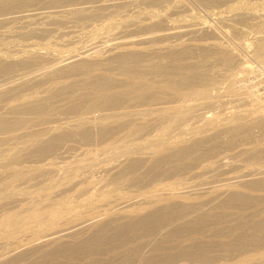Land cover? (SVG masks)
<instances>
[{"label":"bare ground","instance_id":"bare-ground-1","mask_svg":"<svg viewBox=\"0 0 264 264\" xmlns=\"http://www.w3.org/2000/svg\"><path fill=\"white\" fill-rule=\"evenodd\" d=\"M45 1L46 0H0V75L2 74V76H4L5 74L14 73V72H16L15 70H17V69L22 71L23 69L29 68L32 70L31 66L34 63H36L37 61L38 62H40V61L46 62L45 66H43L42 68H40L41 66L39 67V69L36 67L38 70L34 69V71L33 70L30 71L29 69H27V71L29 70L28 72L27 71H25V73L21 72L22 74L16 73L17 75L13 74V76L16 75L14 78H10L13 76L9 77L12 80H10L9 82L6 81L5 82L6 84H0V104L2 103L1 102L2 100H5L4 102H7V101H10L11 98L14 96L19 97V95H17V94H19V92H21V91L23 94L25 91L27 92L28 90H30V88H32L34 86L36 87L37 85H42L43 83H46V85H47V81L51 80L53 82L52 79H54V82H55L56 81L55 79L62 78L64 80H66L69 77H71V78L75 77V75H76V77H77V75H79V76L83 75L85 77H83V79L81 78L82 79L81 83H79L80 81L78 82V84H80L82 86H78V84L76 83L77 88L76 87L73 88L74 86L72 87L73 81H72V83H70L71 81L70 82L62 81L61 83H57L56 85H54L52 87L49 86L50 88L43 86V85H45V84H43L42 85L43 87L41 86V88H44V87H46V88L43 89L41 91V93L39 91H37V92H39L40 95L35 96L37 94V92L35 91L36 92L34 95L35 97L33 96L32 98L22 99L21 101L16 100L17 102H14L11 104L7 103L8 105H4L3 107H0V145H1L0 147H2L4 144H7V146H8V143L14 142V141L19 140V139L23 140L22 138L28 139L26 141L23 140V142L21 143L20 146H12L10 144V146H12V147L9 146V147L0 149V171H1V169L2 170L4 169V171L7 170L6 172L8 173V174H6V176L3 173L4 177L2 176V173L0 174V210H1V208L4 207L5 210L4 209H2V210L7 211L6 208L8 209L11 207L5 208V206H7V205L10 206V204H13V203L16 204L17 196L23 194L24 192H26V193L29 192V189H32L34 187L35 188L36 187L38 188V186L41 187L40 189H36V192H34L35 196H33V194H32L33 198H31V197H30V199L28 198L29 200L26 203H24V205L22 204L23 206L21 205L22 207L18 211H15V212H8L7 211L4 213H1L2 210L0 211V239H4L3 242H0V249L3 250L2 248L7 247L6 250L4 249L5 250L4 254L2 253V255L0 256V264H6V263L10 264L11 261L15 262L16 260H18V258L20 259V257L23 254H25V256L34 255V260H37L36 255H35L37 252H38V254L40 253L39 257L38 256L37 257L46 263L56 260L55 259L56 257H59V258L62 257L65 259V257L68 256V258L70 257L72 259L74 256L77 257V255H80L79 259L80 258L85 259V256H87V255L89 256V253L91 251V246H95L93 244L96 240V235L98 234V235H101V237L102 236L104 237L105 235H107V232H109L111 229H112V231L116 230L118 228V225H119V224L117 225V222H122L123 223L122 225H125V227L127 228V229H125V227H124L125 230L122 229L123 227L120 224L121 229L124 231L123 232L121 229H119V231L121 230V233L123 232L124 234H126V230H127V233L137 232L140 235L139 238L140 237H147V236L150 237V236H152L153 232H154V234H155V232L158 235L160 234L164 238L165 237L167 238V237L180 236V232H182V230H180L179 226H182L181 227L182 229L184 228V229L192 231L194 234H196V232L200 233L201 235H199V237L192 238V240L190 238L189 240H191V242H189V243H186V242L184 243L181 240V242L184 243L183 245L176 246V244H175V246H173V247L170 245L171 251H168V252H178V253L179 252H184V253L190 252L187 254H188V257L191 256V254H193V257L191 256L192 260H193L195 255L196 256L198 255L199 257H201L203 259V260L201 258L199 259V260L203 261V262L200 261V264H201V262L204 264V261L206 259L204 254H206V252L210 251L209 250L210 246H212L213 244L214 245L216 244L214 241L215 239L213 240L214 242L212 241L213 242L212 243L211 241L209 242L210 238L207 240L204 237H213V236H216V237L223 236V238L225 236L226 237L227 236L233 237L232 239H235L236 242H234V240H233V242L226 244L228 246L230 245L229 246L230 248H225L224 249L225 251L236 252V253L237 252H240V253L245 252L246 253L249 251L250 246L251 247L253 246V248H257V249H259V248L264 249V206L258 205V206H261L260 210L258 208L257 211L254 210V212L249 213L244 217L239 216V215L234 216L233 214L225 213V211H227L228 209H230V210H235L237 208L240 209L239 207L241 206V204H244V203L250 201V199H252V195L249 193H248L249 194L248 195L245 192L246 191L247 192L254 191V187L256 186V184L257 185H259V184L257 183V180L256 181L253 180L254 178L252 179V181L250 180L251 182L250 181L248 182V180L247 181L244 180V178L246 176H251V178H252L253 175H255L257 173L252 174L253 172L252 173L251 172H245L246 174H244L245 176L242 180L241 176H243V174L241 176L240 175L237 176V174L234 175V173H236L234 171H233L234 172L233 174H230L228 167L230 165H232L233 163H231L230 161L229 162L231 164L227 163V161L222 162L220 159L216 164H206L205 166H202L199 169L194 168V169H196V170H194L191 167V163L189 164L188 162H186L188 159L185 160V158L187 156H190L192 154V151H194L193 153L196 154L195 156L198 157L199 152L197 151V149L200 150V147H198V146L199 145L202 146L201 145L202 142L204 143V141H205L203 139V136L201 138L200 137L191 138V140L190 139L184 140V141H181L178 143L172 142V140H170V137H169L172 134L171 129H173V128L178 129L179 135H181V134L183 135L187 132V130L189 128H187V126H185V123H188V122H185V121H188L187 118L192 114V111H194V110H192L193 106L191 107V105L186 106V107H182L181 105L171 106V99L174 96H181V97L185 96V98H186L189 91L191 89L196 88V87H199V88H197V91L200 92L203 97L201 96V94H200V96L202 98H205L204 96L206 95L205 94L206 93V87L211 85V82L208 83L209 82L208 80H206V81H208L207 83L209 85H206V83H205L206 81L204 82L200 77L198 78L197 74H196V76H197L196 77L194 74L197 71L196 72L194 71L195 73L191 72L194 70L193 69L194 67L189 68L190 66L187 63L185 64L184 61H183L184 64L187 66L184 67L183 66L184 64L182 63L183 67H181V66H179L180 64L178 63V61L180 60V62H181V59H183L185 55H186L185 57L188 58L190 55L193 54V52H195L193 50H197V52H198V50L203 52V50L206 51V49L208 51V49L211 50L212 48H213L212 50H215L216 48L214 49V47H216V44H214V43L195 44L191 41V39H190L191 36L188 37L189 42L192 43L190 45H186V44L181 45L180 42L183 43L182 42L183 40L176 43V44L175 43L174 44L168 43L162 39L168 38V39L172 40V38H173L176 41L177 38H175V37L176 36L179 37V35H176L178 29H176V31H173L175 28L174 29L170 28V27H172L173 24L172 25L168 24V25H170V27L167 26V29H165L166 26L164 25L165 24L164 23L162 26L165 27L164 28L165 30L163 29V31H165V32L163 33V31L161 30L163 27L161 26L160 30L162 32L160 33V35H159V33H157L158 35H155V34L153 35V33H152V35L154 37H151L152 35H150V37H149V35H148V37H146V36H145V38L144 37H141V38L138 37L139 39L135 38V40L131 41L132 39L131 40L127 39V36L129 35V33L132 32L131 30H130L131 32L127 29L125 31L119 30V31H115L116 33H114L113 35L110 33L111 36L108 35L109 38L108 37H104V38L99 37L95 41L93 40V42L90 45H88L85 48H81V51L79 53L75 50V52H77V54H76V53H73L72 48L74 49V47H75L74 44H76L78 42V40L80 42V39H83V38L78 39V37H80L78 35H80V34H78L77 35L78 37H77L74 34H72L71 31H64V29L62 31L54 29L52 26H54V24H56V22H59L60 19L56 18V16H52V15H54V12L51 9L50 10L52 13H48V15H47V13L43 12V10L46 9L45 7H42V6H45L44 5ZM60 1H62V0H52L53 4L54 3L58 4V3H60ZM63 1H66V0H63ZM137 1L139 2L140 0H137ZM142 1H144V0H141V3H138V2H135V3L142 5ZM157 1L159 4L163 1L165 2V0H162V1L157 0ZM112 2H114V1H112ZM153 2H156V0ZM166 2H167V0H166ZM147 3L149 4L148 1H147ZM158 3L156 2L155 6L159 5ZM61 4H63V3H61ZM108 7H109V5H107V8ZM160 7H161V5H160ZM95 8L98 10L97 12L95 11L98 14L99 9L103 10L105 8V5L102 4V5H99V7L95 6ZM175 8H177V7H175ZM46 10H48V9H46ZM71 10H72V13H74L73 9H71ZM77 11H79V10H77ZM236 11H237V9H236ZM62 12H61V14H62ZM65 12L70 13L69 10H67ZM65 12H63L64 15H65ZM72 13H70V14H72ZM139 13H140V11H139ZM255 13L253 15H251V18H250V16H246V17L250 18V19H260L263 15V14H259V13L255 14ZM55 14H56V12H55ZM57 14L59 15V13H57ZM89 14L91 15L92 13H89ZM93 14H95L94 10H93ZM154 14L156 15V13H154ZM164 14H166V13H164ZM90 15H88V16H90ZM111 15L112 14H110V15L108 14L109 17ZM68 16L69 15H65V18ZM171 16H173V15H171ZM73 17H75V18H73ZM119 17H121V16H119ZM148 17L149 16H147V19H145V21H147L149 19ZM246 17L244 16L243 19ZM72 18H73V20L78 19V18H76V16H72ZM156 18H158V17H156ZM159 18H160V16H159ZM168 18H170V17H168ZM241 18L242 17L239 16V14H232V15H229L228 17H226V15H225V17L221 16L220 20L222 21V23H224V22L227 23V21L228 22H230V21L235 22L236 19H241ZM68 19H69V17H68ZM104 19H105V17H104ZM140 19L142 21V18H140ZM152 19H153V17H152ZM250 19H247V20H250ZM17 20L21 21L20 22L21 26H19V27L17 26L18 28L8 26V24L10 25V23L17 22ZM168 20H170V19H167V21ZM75 21H77V20H75ZM143 21H144V19H143ZM218 21H219V19H218ZM238 21H241V20H238ZM131 22H134V21L131 20ZM149 22H150V20H149ZM149 22H147V23H149ZM162 22L160 24H162ZM63 23L61 22V24H63ZM134 23H136V22H134ZM134 23L129 24V25H134ZM150 23H152V22H150ZM154 23H152L151 25H153ZM231 23H233V22H231ZM17 24H19V23H17ZM144 24H146V23H144ZM12 25L13 24H11V26ZM56 25H58V24H56ZM73 25H75V24H73ZM154 25L151 27L148 24V26H150L151 28H153ZM157 25H158V23H157ZM188 25H191V24H188ZM60 26H62V25H60ZM85 26H87V25H85ZM103 26H105V25H103ZM134 26H136V25H134ZM183 26H184L183 28L185 29L186 26L185 25H183ZM232 26H231V28H232ZM77 27L79 29V25ZM138 27H140V26H138ZM144 27H147V24ZM84 28L85 27H83V29ZM126 28H127V26H126ZM132 28H135V27L132 26ZM186 28L187 29L185 31L183 30L186 33L182 32V31L179 32V34L181 36H183V38H185V40L187 39L186 38L187 35L197 34L196 32L203 29V26H202V24L196 23V25L194 24V26L193 25L187 26ZM85 29H87V28H85ZM181 29L182 28H180V30ZM206 29H208V27ZM152 30H151V32H152ZM136 31H137V29H136ZM181 32L184 34H187V35H184V34L182 35ZM202 32H206V33L209 32V34L211 33L212 36L211 35L210 36L212 38L214 36L217 37L216 36L217 31L214 32L213 29L212 30L210 29V31L209 30H207V31L202 30ZM86 33L90 34V32H86ZM94 33H95V31H94ZM94 33L91 35L93 36ZM103 33H104V31H103ZM154 33H156V32H154ZM146 34H144V35H146ZM46 35H49L48 36L49 38L48 39L45 38V39H47L45 41L43 38L46 37ZM174 35H175V37H174ZM184 36H186V37H184ZM194 37H196V36H194ZM198 37H200V36L198 35ZM215 37H214L213 41H215V40H217V38H219V37H217V38H215ZM24 38L25 39L35 38V39H38V42H39V40L43 39L45 42L43 41L44 43L37 44V42H36L37 40L33 41V39L31 41L30 40H27V41L24 40L25 42H21V41L17 40V39L22 40ZM40 38H42V39H40ZM128 38H130V37H128ZM207 38H210L209 35ZM207 38L205 37V39H207ZM153 39H156V40L159 39L160 41L162 40L166 43L162 44V41L160 43V41L157 42L156 40H154V41L157 43H154ZM181 39H182V37H181ZM192 40L195 41L196 39L195 40L192 39ZM255 40L257 42V47H256L257 53L259 55H262L261 64L259 67V69H260L259 74H260V78L264 81V36L257 37ZM150 42H153L154 44L153 45L147 44ZM189 42H187V40H186L187 44ZM198 42H199V40H198ZM142 43H143V45L146 43L149 46L144 45L145 46L144 47V46L139 45ZM82 46H84V45H82ZM77 47L75 49H78ZM43 50L44 51H52V52H55V54L50 57L49 54H47L49 52L45 53ZM190 50H192V54L190 53V55H189L188 52ZM182 52L184 53V56H183ZM185 52L189 56H187V54H185ZM180 54L182 55L181 59H180V57H181ZM35 66H37V65L35 64ZM191 66H193V64ZM201 69H203V68H201ZM12 71H14V72H12ZM201 73H203V72H201ZM216 73H214V74H216ZM221 74L223 75V73H221ZM9 75H11V74H9ZM217 76H218V74H217ZM203 77H204V75H203ZM2 79H4V77H2ZM2 79H0V80H2ZM6 79H7V77H6ZM62 79H60V80H62ZM77 79L80 80L79 78H77ZM78 80H76V81H78ZM212 80H213V78H212ZM4 81L5 80H3L1 82L4 83ZM213 82H214V80H213ZM193 83L194 84L197 83L198 86L193 85ZM215 83H216V81H215ZM74 84L75 83H73V85ZM83 84L85 86L88 85V87L91 89V91L93 93H89V95H87V97H89L91 95L88 98L87 102H85L84 96H81V97H83V99H84L83 103H85V104L81 103L82 105H80L78 109H76L78 106L75 105L76 107H74V105H73L75 110L79 113L77 115V113L74 110V112L77 116V117L75 116L76 119H74V120L71 119L73 121V122L71 121V123H66V124L64 123V124L59 125V123L61 122L60 121L59 123L56 124V122L53 119L56 118L55 120H57V117L52 118V115L54 116L55 114L51 115L50 113H48V110H49L48 109L49 108L48 102L51 100L52 97L54 100L55 96L63 97L65 99V100H63V102L67 101L66 98H68L69 102H72L77 97L76 102H78L79 98L80 99H82V98L79 96H76L75 98H73L79 92H77L78 91L77 90L76 91L77 93L76 92L74 93L72 89L76 90V89H78V87L82 88L84 86ZM49 85H51V84H49ZM26 88H28V90H25ZM83 88H85V87H83ZM38 90H40V88ZM83 90H85V89H83ZM86 90H88V88H86ZM82 91H80V92H82ZM85 92H87V91H85ZM80 94L83 95V93H80ZM86 94H88V93H86ZM86 94H84V95H86ZM25 96H27V95H25ZM181 97H180V99H181ZM209 97H211V96H209ZM8 98H10V100ZM15 99H17V98H15ZM207 99H208V97H207ZM55 100H56L55 102L57 103L58 99H55ZM13 101H14V98H13ZM80 101L81 100H79V103H80ZM69 102L65 103L66 105L65 104L64 105L66 107H69L70 106V105L68 106ZM73 102H74V104H77V103H75V101H73ZM79 103H78V105H79ZM2 104H4V103H2ZM50 104H51V101H50ZM52 104L55 105V103L53 101H52ZM174 104H175V102H174ZM176 104H178V103H176ZM208 104H209V102H208ZM56 105L58 106V104H56ZM62 105H63V103H62ZM71 106H72V104H71ZM71 106H70V108H66V110L68 111L71 108L73 109V107H71ZM61 108H63V107H61ZM61 108H59V109L61 110ZM56 109H58V107ZM56 109H54V110L50 109V111L52 113L55 111V113H56ZM95 111L97 112V115L94 116V115H92L93 114L92 112H95ZM71 112H73V111H71ZM47 113L50 114L51 116L49 117L47 115ZM64 113H66V112H64ZM194 117H195V114L193 115L192 118H194ZM197 117L198 116H196V118ZM64 118H65V116H64ZM255 119H257V118H255ZM255 119H253V120H255ZM165 120H167V123L163 122V123H165L164 126L162 127L163 129H161L159 127L161 129L160 133L156 134L155 136H153L151 138L144 140V142H142L143 139H142V141L139 139L141 137V134H142V133L140 134V132L144 131L146 129V127L148 125H150L152 122H155V121L160 122V121H165ZM46 121L49 122L46 127L42 128V126H43L42 125L41 128H37V129H36V127L33 128L35 125L39 124L40 122L44 123ZM65 121H66V119H65ZM195 121H198V120H195ZM47 122L45 124H47ZM50 123H52V124H50ZM132 123L134 124V126L132 125ZM163 123H160V124H163ZM197 123H199V122H197ZM194 124L195 123H192V121H191V123L188 126L190 127ZM131 125L133 127H130ZM151 125H153V124H151ZM153 126H155V124ZM206 126H207V123H206ZM37 127H38V125H37ZM236 127H237V125H236ZM121 128L122 129L123 128L129 129L128 132L126 133V135L129 134L132 137H133V135L135 136L139 133V136H138L139 138L137 136H135V139L132 138V141H134L138 138L139 142L132 143V141H131L132 146H133L131 148H128L125 145L126 139L122 145H119V146L116 145V142L119 139L117 141L115 140L116 142L114 141L115 142V144H114L112 141V140H114V138L112 139L111 136L114 137L116 135L115 138H117L116 133L118 132V130H121ZM233 128L236 129L235 126ZM233 128H231V129H233ZM176 129H175V131H176ZM150 130H152V129H150ZM150 132H149V134H150ZM168 133L169 134L171 133V134L169 135ZM222 133H223V131H222ZM92 134H95L96 137L98 136L99 139L104 138V137H110L112 139L111 140L112 142L111 141L109 142V144L111 143V145H110L111 149H109V151H107V148H109V147H105V148H102L100 151L104 153V157H105V152H108V156L110 155L109 158H112L113 160L115 159L114 162L110 163V164L109 163L106 164L105 162L102 161L103 163H105V165L101 166L98 169V171H96V173L98 172L97 174H99V175H98V177H95V179H92V176H91L92 172H91V175L87 174V175H90V177H91L90 179L88 178V176H85L87 173V171L85 169V171H86L84 173L85 175L84 174L81 175L82 173L81 174L79 173L80 175L75 174L73 177H72V175H70L71 177L70 176L69 177H65V176L63 177L62 176L58 179L56 178V180H51V178H49L48 182H46L45 180L49 176L53 175L52 172L54 173L56 171L55 170L56 168L53 169V171H52L50 169V166H52L53 164L56 165V163H58L60 165L62 164V166H63V164L68 166L69 163L71 165V161L70 162H68L69 160L66 161L67 157L64 156L65 152L60 151L57 148L56 144L58 142L62 143L63 140H65L64 143L66 144V140H68L67 138H71V137H73V139H75V140H78V138L76 139V137H79L81 140H86L88 142V141H90V138L92 139L95 137L94 135H93L94 137H90V136H92ZM119 134H121V133H119ZM129 135H128V137H130ZM74 136H76V137L74 138ZM211 136H209V137H211ZM142 137H143V135H142ZM80 139L77 141L78 143L80 142ZM214 139H215V137H214ZM71 141L74 142L73 140H71ZM86 141H85V143H86ZM70 142H68V143H70ZM77 142H75V144ZM105 142H107V141H105ZM119 142H120V140H119ZM121 142H123V140ZM16 143H18V142H15V145H16ZM126 143L130 144V142L128 140ZM190 143H192V144H190ZM220 143H221V141H220ZM113 144L116 145V147L114 149H112L113 147H111ZM117 144H119V143L117 142ZM144 145H147L149 147L146 150L147 152L146 151L142 152L143 150L141 151V149L145 148ZM59 146H61V145H59ZM69 146H71V145H69ZM73 147L71 146V148H69L67 150H70V149L73 150ZM194 147L196 148V151L198 152V154H197V152L195 153V150H193ZM90 148H91V146H90ZM76 149H78V148H76ZM96 150H98V149H96ZM64 151H66V149H64ZM76 151H78V150H76ZM100 151H99V153H100ZM137 151H141L142 153H137L138 155H136V153H134V152H137ZM204 151H206V150H204ZM211 151H209V152L211 153ZM78 152L77 153L75 152L74 154H77V155L83 154L81 152L80 153H78ZM88 152H90V151H88ZM94 152H96V151H94ZM86 153H84L85 156H86ZM201 153H202V151H201ZM260 153L261 152L259 151V154ZM67 154H68V152H67ZM74 154H72V158H73ZM133 154H135V155H133ZM206 154L207 153L203 154V156ZM254 154L256 155V152ZM254 154H253V156H254ZM53 155L55 156V157H53L54 159L53 158H52L53 160L49 159ZM78 156L80 157V155H78ZM32 157H37V158L41 157L42 159L43 158L47 159L49 157L48 158L49 160L48 161L45 160L46 161L45 164H43L42 163L43 161H42L41 163L43 165H38V164H41L40 162H37L35 165H32V163L36 162V161H32V160H31L32 163L30 162L31 165L26 164L28 162L27 160L30 161V158L32 159ZM68 157H71V156L68 155ZM97 157H99V156H97ZM246 157H248V156H246ZM256 157H254V158H256ZM259 157H257V158H259ZM37 158H34V159L36 160ZM95 158H96V156H95ZM109 158H107V159H109ZM209 158H210V156H209ZM249 158H252V155ZM194 159H193L192 163L194 162ZM262 159H264V158H262ZM101 160H102V157H101ZM183 160H185V161H183ZM190 160H192V158ZM190 160H188V161H190ZM39 161H41V159ZM72 161H74V160L72 159ZM108 161H110V160H108ZM182 161L186 162V164H183ZM77 163H79V161ZM93 163L94 162L92 161V164ZM187 163L189 164L188 167H187ZM251 163H252V161H251ZM23 164H26V165H23ZM58 164H57V166H58ZM98 164H99V162H98ZM98 164H95V165H98ZM95 165L93 166L94 168H95ZM16 167H19V168H16ZM71 167H73V166H70L69 168L71 169ZM74 167H76V166H74ZM232 167H235V166L232 165ZM186 168H187V170L189 168L193 169V171L191 172L192 180H189L190 182H188V179L186 180L185 178L183 180L184 182L176 181V180L164 182L161 179L163 177L167 178V177H170L172 175L175 177L174 174H180V176L178 175V177L179 178L181 177V179H182L183 176H181V174H182L181 172L185 171ZM231 168H229V169L231 170ZM58 169H60V168H58ZM74 169L77 170L76 168H74ZM93 169H91V170H93ZM95 169H97V168H95ZM226 169H227V171H226ZM233 170H234V168H233ZM62 171H63V168H62ZM178 172H180V173H178ZM228 172H229V174H228ZM50 173H51V175H50ZM88 173H90V172H88ZM211 173H213V175ZM260 173H263V172L262 171L258 172V174H260ZM187 174H185V176ZM208 174H210V175H208ZM57 175H58V173H57ZM182 175H184V174H182ZM43 176H46L44 181L42 178ZM60 176H61V173H60ZM55 177L53 176L52 179ZM158 177L159 178L161 177L160 179L163 182L162 181H159V182H162V183H158V182L154 181V180H157ZM179 178L177 180H179ZM188 178H191V176L190 177L188 176ZM150 180L154 181L153 183H155V182L156 183L155 184L151 183L153 185H151L149 187L145 185L148 188L145 187L144 189H142L141 186L142 185L144 186V184H146L145 182L149 183ZM185 181H187V182H185ZM214 182H217V185H222V186H218V187L216 186L215 187ZM147 185H150V184H147ZM131 187H135L136 189L135 190L130 189L131 190L130 193L122 192V190H125V189L128 190ZM138 187H141V188H138ZM51 188H53V189L55 188V190L51 191ZM262 190H264V189H262ZM44 191H46V192H44ZM31 192H33V191H31ZM20 197H18V198H20ZM24 197H25V195L22 198L24 199ZM249 197H251V198H249ZM254 197H255V199H260V200L262 199V201L264 199L263 196H261L260 198H256L259 196H254ZM22 198H20V199L25 202V199L23 200ZM20 199H19V201H20ZM254 200H251V201H254ZM262 201H260L259 203L264 204V201H263V203H262ZM257 202H256V204H257ZM16 205L19 206V204H16ZM246 207L247 206H245V208ZM254 207L256 209V206H254ZM16 209H18V208H16ZM115 210H118V211L121 210V212L114 213ZM225 216H228L231 218L236 217L233 226H231V227L228 226V228L227 227L226 228L219 227L221 225L220 221ZM176 221L177 222L179 221V224L173 225V223ZM227 221H229V220L227 219ZM221 222H223V221H221ZM247 222H249L248 225H246ZM115 225H117V226H115ZM158 225H160V228L162 227L164 229L161 228V231H159L158 229H160V228L157 227ZM170 225L172 226L171 228H170ZM206 225H207V227H206ZM225 225H226V223H225ZM120 226H119V228H120ZM164 226H169V227L165 228ZM115 227H116V229H115ZM236 229H238V231H235ZM83 230H88V232L85 231L86 233H82V235L83 234H85V235L89 234L88 237L86 236L87 242H83L84 241V238H83V241H82V239H80L81 241H78L79 244H77V242H76V243L72 244L73 246L71 245L72 247H70V248H69V246H70L69 244L67 247H65L66 242H63V241H65L66 238H68L72 235L74 237V235H77L76 234L77 232H78V235H80V233ZM154 230H156V231H154ZM102 231H106L105 235H102L104 232L102 234H99ZM116 231L114 234H111L113 236H109L112 239V240L110 239L111 241L117 240V239H115V237H117V235H123V239H125L124 234H120L119 231H118V233H116ZM190 231H188V232H190ZM186 233H185V235L188 234V233L187 234ZM198 233H197V235H198ZM20 234L22 236L27 235V236H29L30 239H29L27 244L22 245V247H18L19 248L18 249V248H15L16 246L13 247V245H15L16 240L19 239L16 236H18ZM98 235H97V238L99 237ZM108 235H110V233ZM133 235H134V238L137 239V237L135 236V233ZM27 236L25 238H27ZM73 237H71V238H73ZM80 237H82V236H80ZM109 237H108V239H109ZM120 237L121 236H119L118 238L121 239ZM149 237L147 239H149ZM74 238H76V237H74ZM74 238H73V240L75 242ZM89 238H90V240H89L90 242L88 241ZM126 238H128V236ZM152 238H153V236H152ZM20 239H21V237H20ZM22 239H24V238H22ZM123 239H121V240H123ZM69 240H70V242H72L71 239H69ZM69 240H67V241H69ZM229 240H228V242H229ZM97 241H101V240L97 239L96 242ZM131 241H133V240H131ZM135 241H133V242H135ZM156 241L157 240H154L151 238H150V240L142 241L137 246L138 249H135V250H139L140 252H146V253L147 252H154V254H155V252H161L168 247L167 244L165 245L166 248L163 247V245H162L163 240L162 241L160 240V242H159L160 244H158ZM222 241H224V240H222ZM239 241H240V243H239ZM245 241H248L249 243L250 242L251 243L248 244ZM102 242H103L102 247H105L104 246L105 241H102ZM161 242H162V244H161ZM216 242H217V240H216ZM243 242H245L247 244H245ZM21 243H22V241H21ZM100 243L101 242L98 243V246ZM109 243H110V241L108 242V244ZM124 243H125V241L122 244H124ZM164 243H166V242L164 241ZM234 243H238L239 245L241 243H243V245L242 246L240 245L241 247H239L238 245H236ZM117 244H119V243H117ZM231 244H234V245L231 246ZM55 245H56V247H55ZM226 245H223V246L225 247ZM244 245L249 246L248 249H247V247L246 248L243 247ZM52 246H54V248L51 249ZM109 246L111 247L113 245L109 244ZM116 246L117 245L115 244V248H116ZM110 247H108V248H110ZM113 247H111L110 249H108L106 247L105 248L108 250H111V249H113ZM137 247H135V248H137ZM219 247L222 248L221 246H219ZM98 248L96 247V249L95 248L94 249L97 250ZM47 249H51V250L48 251ZM213 249H214V246H213ZM99 250H101V249L99 248ZM105 251H103V252H105ZM130 251L131 250H129V252ZM214 251H215V249H214ZM225 251H223V252H225ZM84 252H86V253L89 252V253H87V255H86V253L82 254ZM108 252H110V251H108ZM201 252H203V253L201 254ZM212 252H213V250H212ZM230 252H228V253H230ZM250 252H252V251H250ZM260 252L261 253H259L257 255V259H259L260 262L262 263V262H264V250L260 251ZM95 253H96V251H94V255H95ZM81 254L84 255V257ZM92 254H93V251H92ZM121 254H123V253L121 252ZM176 254H174V255H176ZM181 254H183V253H181ZM127 255H128V253H127ZM129 255H130V253H129ZM129 255H128V257H129ZM230 255H231V253H230ZM90 256H92V255H90ZM115 256L119 260L118 256L117 255H115ZM138 256H136V257H138ZM153 256L154 255L152 254V257ZM156 256H155V258H156ZM227 256H229V255L227 254ZM231 256H233V255H231ZM240 256H241V254H240ZM31 257H33V256H31ZM113 257L110 258L111 262H112ZM116 257H114V258L116 259ZM168 257H170V256H168ZM179 257L183 259V256H179ZM185 257L188 258L187 255ZM197 257H196V259H197ZM210 257L213 259V256H210ZM223 257H225V256H222V258ZM93 258H91L92 259L91 261L94 262L93 264H95L97 262H98L97 264H99V261L107 262L105 260H100V259H98L99 261H96L97 259H95V261H94ZM147 258H149V257H147ZM147 258L145 259L146 261H147ZM207 258H209V257H207ZM217 258H218V256H217ZM228 258H230V257H228ZM73 259L75 260V262L81 261L77 258H76L77 259V261H76L75 257ZM115 259H114V261H115ZM117 259H116L114 264H116V262H118ZM177 259H179V258H177ZM221 259H219V260H221ZM20 260H23V258ZM34 260H31V261L28 260V261H30L28 263H32V261L34 262ZM110 260H108L109 264H111ZM122 260H121V262L119 261L121 264L124 262V261L122 262ZM134 260L135 259H133V261ZM142 260H143V258H142ZM152 260H153V258H152ZM152 260H151V262H152ZM209 260H208V263H210ZM91 261H89V259H88V262H91ZM154 261L156 263L157 260L155 259V260H153V262ZM213 261L211 263H213ZM226 261H228V260H226ZM258 261L256 263H258ZM13 262H11V263L13 264ZM62 262H63V259H62ZM62 262L58 261V263H60V264H62ZM67 262H69V261H67ZM88 262H87V264H90ZM149 262L147 264H149ZM157 262H159V261H157ZM205 262H207V261H205ZM244 262L245 261L243 260L240 262V264H243ZM260 262H259V264H260ZM18 263L15 262V264H18ZM35 263H37V261H35ZM35 263H33V264H35ZM52 263L54 264V262H52ZM140 263H142V262H140ZM39 264H41L40 260H39ZM47 264H49V263H47ZM65 264H67L66 261H65ZM68 264H71V263L69 262ZM73 264H75V263L73 262ZM77 264H80V263H77ZM83 264H86V263H83ZM117 264H119V263H117ZM171 264H172V262H171ZM205 264H207V263H205Z\"/></svg>","mask_w":264,"mask_h":264},{"label":"rangeland","instance_id":"rangeland-1","mask_svg":"<svg viewBox=\"0 0 264 264\" xmlns=\"http://www.w3.org/2000/svg\"><path fill=\"white\" fill-rule=\"evenodd\" d=\"M63 1V0H62ZM60 1V3H58V4H53V2H52V0H46L45 1V3H44V5L45 6H42V7H45L46 9H48V10H43V12H45V13H47V15H48V13H52L51 12V10L54 12V15H52V16H56V18H58V19H60L59 20V22H56V24H58V25H56V24H54V26H52L54 29H56V30H63L64 29V31H71L72 32V34H74L75 36H77L78 34H80V35H78V36H80V37H78V39H80V38H83V39H80V42H79V40H78V42L76 43V44H74L75 45V47H74V49L72 48V51H73V53H76L77 54V52L79 53L80 51H81V48H85V47H87L88 45H90L92 42H93V40L95 41L97 38H104V37H108L109 38V36L108 35H110V33L113 35L114 33H116L115 31H119V30H122V31H125L126 29L127 30H131L130 32L131 33H129V35L127 36V39L129 40H131V41H133V40H135V38L137 39L138 37L139 38H141V37H144L145 38V36L146 37H148V35H149V37H150V35H152V33H153V35L155 34V35H158L157 33H159V35H160V33L163 31V29L165 28V27H163L162 25L164 24L165 26H166V28L165 29H167V26L168 27H170V25H168V24H173L172 25V27H170V28H175L173 31H176V29H178V31H177V34L176 35H179V37H175V35H174V37L175 38H177L176 39V41H175V39H173L172 38V40L171 39H162V40H164V41H166V42H168V43H171V44H176V43H178V42H180V41H182L183 43H181L180 42V44L181 45H183V44H186V45H190V44H192L191 42H189V36H191V41L193 42V43H195V44H204V43H214V44H216V47H214V49L215 50H210V49H208V51H207V49H206V51L205 50H203V52L202 51H199L198 50V52H197V50H193V51H195V52H193V54H192V50H190L189 52H188V54L190 55V53L192 54V55H188L186 52H185V54H187V56H189L188 58L187 57H185L184 56V53L182 52V54H183V56H184V60L183 59H181L182 58V55H181V57H180V59H181V62H180V60L178 61V63L180 64L179 66H181V67H185V66H187V65H185L186 63L190 66H188L189 68H193L194 70L193 71H191V72H194L193 74L196 76V74H197V76H198V78L200 77L204 82L206 81V80H208V81H206L205 83H206V85H209L208 83H210L211 82V85H209V86H207L206 87V95L204 96L205 98H202L203 96H202V94L200 93V92H198L197 91V88H199V87H196V88H194V89H191L190 91H189V93H188V95L186 96V98H185V96H174L172 99H171V106H175V105H181L182 107H186V106H190L191 105V107L193 106V109L192 110H194V111H192V114L187 118V120L188 121H185V122H188V123H185V126H187V128H189L188 130H187V132L185 133V134H181V135H179V131H178V129H176V128H173V129H171V135L169 136L170 137V140H172V142H174V143H178V142H181V141H184V140H191V138H196V137H202L203 136V139L205 140H203L204 141V143L202 142V146H198V147H200V150L199 149H197V151L199 152V154H198V152L196 151V148L194 147V149L193 150H195V153L197 152V154H198V157L197 156H195L196 154H194L193 152L194 151H192V154L190 155V156H187L186 158H185V160H190L191 158H192V160H190V161H186V162H188L189 164L191 163V167L194 169V168H200V167H202V166H205L206 164H216L218 161H219V159L223 162V161H227V163H229V164H231V163H233L232 165L233 166H235V167H232V165H230L229 167H228V170H229V172H230V174H233L234 172H236V173H234V175L235 174H237V176H241L242 174H243V176H241V178H242V180H243V178H244V174H246L245 172H253L252 174H255V173H257V174H255V175H253V177L251 178V176H246L245 178H244V180H248V182L251 180L252 181V179L254 180V181H256L257 180V183L259 184V185H257L256 184V186L254 187V191H252V192H245V193H249V194H251L252 195V199H250V201L251 200H254L255 199V197L254 196H259V197H256V198H260L261 196H263V198H264V190H262V189H264V159H262V158H264L263 156H264V81L260 78V69H259V67H260V64H261V59H262V55H259L258 53H257V50H256V47H257V42H256V38L257 37H262V36H264V0H167V2H166V0H165V2L163 1V2H161L160 4L158 3V1L156 0V2L159 4V5H157V6H155V4H156V2H153V1H155V0H147L148 2H149V4L147 3V1L146 0H144V1H142V5L141 4H137V3H135V2H138L137 0L135 1V0H66V1ZM95 1V2H94ZM111 1V2H110ZM112 1H114V2H112ZM128 1V2H127ZM153 3H152V2ZM160 1V0H159ZM162 1V0H161ZM68 2V3H67ZM107 2V3H106ZM124 2V3H123ZM128 4H127V3ZM134 2V3H133ZM61 3H63V4H61ZM67 3V4H66ZM138 3H141V0L138 2ZM145 3V4H144ZM151 3V4H150ZM105 5V8L102 10V9H99V12H98V14L96 13L98 10L95 8V6L96 7H99V5ZM137 4V5H136ZM47 5V6H46ZM49 5V6H48ZM107 5H109V7L107 8ZM111 5V6H110ZM160 5H161V7H160ZM178 5V6H177ZM183 5V6H182ZM87 7V8H86ZM111 7V8H110ZM175 7H177V8H175ZM90 10H89V9ZM108 10H107V9ZM131 8V9H130ZM172 8V9H171ZM179 8V9H178ZM51 9V10H50ZM59 9V10H58ZM63 9V10H62ZM71 9H73V12L74 13H72V10ZM76 9V10H75ZM177 9V10H176ZM186 9V10H185ZM236 9H237V11H236ZM67 10H69V12L70 13H72V14H70V13H68V12H65V11H67ZM77 10H79V11H77ZM93 10H94V13L96 14H93ZM105 10V11H104ZM107 10V11H106ZM131 10V11H130ZM136 10V11H135ZM161 10V11H160ZM168 10V11H167ZM181 12H179V11ZM65 12V15H69L68 17H69V19H68V17H66L65 18V15H64V13L63 12ZM96 11V12H95ZM115 11V12H114ZM135 11V12H134ZM139 11H140V13H139ZM146 11V12H145ZM152 11V12H151ZM159 11V12H158ZM55 12H56V14H55ZM61 12H62V14H61ZM85 12V13H84ZM113 12V13H112ZM122 12V13H121ZM130 12V13H129ZM179 12V13H178ZM236 12V13H235ZM256 12V13H255ZM57 13H59V15L57 14ZM79 13V14H78ZM83 13V14H82ZM89 13H92L91 15L89 14ZM154 13H156V15L154 14ZM164 13H166V14H164ZM176 13V14H175ZM246 13V14H245ZM263 14L262 15V17L260 18V19H250L251 18V15H253V14ZM74 14V15H73ZM76 14V15H75ZM90 15V16H88V15ZM108 14L110 15V14H112L110 17L108 16ZM114 14V15H113ZM125 14V15H124ZM141 14V15H140ZM153 14V15H152ZM173 15V16H171V15ZM228 14V15H227ZM232 14H239V16H241L242 18L241 19H236L235 20V22L234 21H230V22H228L227 21V23L226 22H224V23H222V21L220 20V18H221V16L222 17H225V15H226V17H228L229 15H232ZM245 14V15H244ZM249 14V15H248ZM64 15V16H63ZM80 15V16H79ZM100 15V16H99ZM106 15V16H105ZM149 16L148 18V20L147 21H145V19H147V16ZM166 15V16H165ZM170 15V16H169ZM58 16V17H57ZM72 16H76V18H78V19H74L73 20V18H75V17H73L72 18ZM94 16V17H93ZM116 16V17H115ZM119 16H121V17H119ZM151 16V17H150ZM159 16H160V18H159ZM246 17V16H250V18H247V19H250V20H247L246 18H244L243 19V17ZM71 17V18H70ZM100 17V18H99ZM104 17H105V19H104ZM115 17V18H114ZM130 17V18H129ZM152 17H153V19H152ZM156 17H158V18H156ZM168 17H170V18H168ZM94 18V19H93ZM107 18V19H106ZM140 18H142V21H141V19ZM166 20H164V19ZM65 19V20H64ZM69 21H68V20ZM82 19V20H81ZM96 19V20H95ZM143 19H144V21H143ZM167 19H170V20H168L167 21ZM172 19V20H171ZM182 21H181V20ZM218 19H219V21H218ZM75 20H77V21H75ZM87 22H86V21ZM131 20L132 21H134V22H136V23H134V22H131ZM141 22H140V21ZM149 20H150V22H152V23H154L153 25H154V27L153 28H151L153 25H151L152 23H150L149 22ZM159 20V21H158ZM238 20H241V21H238ZM19 21V22H18ZM68 21V22H67ZM79 21V22H78ZM98 23H97V22ZM138 21V22H137ZM158 21V22H157ZM163 21V22H162ZM176 21V22H175ZM196 21V22H195ZM20 20H17V22H14V23H10V25L8 24V26L9 27H19V26H21V24H20ZM61 22L63 23V24H61ZM75 22V23H74ZM128 24H127V23ZM131 22V23H130ZM147 22H149V23H147ZM162 22V24H160ZM169 22V23H168ZM190 22V23H189ZM193 24H192V23ZM195 22V23H194ZM201 22V23H200ZM231 22H233V23H231ZM239 22V23H238ZM17 23H19V24H17ZM69 23V24H68ZM125 23V24H124ZM132 23H134V25H136L137 27L138 26H140V27H136V26H134V25H129V24H132ZM143 23V24H142ZM144 23H146L147 24V27H144V26H146V24H144ZM157 23H158V25H157ZM196 23L197 24H202V26H203V29H201V30H199L198 32H196L197 34H191V35H187V34H184V33H186V32H184L187 28V26H194V24L196 25ZM11 24H13L12 26H11ZM17 24V25H16ZM73 24H75V25H73ZM148 24L151 26H148ZM188 24H191V25H188ZM232 26V28H231V26ZM15 25V26H14ZM60 25H62V26H60ZM73 25V26H72ZM79 25V29H78V26ZM85 25H87V26H85ZM91 25V26H90ZM97 25V26H96ZM103 25H105V26H103ZM108 25V26H107ZM119 25V26H118ZM123 27H122V26ZM127 26V28H126V26ZM129 25V26H128ZM142 25V26H141ZM183 25H185L186 27H185V29L183 28L184 26ZM7 26V27H8ZM70 26V27H69ZM102 26V27H101ZM132 26L133 27H135V28H132ZM157 28H156V27ZM160 26V27H159ZM161 26L163 27L161 30H160V28H161ZM181 26V27H180ZM17 27V28H18ZM72 27V28H71ZM77 27V28H76ZM83 27H85V28H87V29H83ZM122 27V28H121ZM178 27V28H177ZM182 28L181 30H180V28ZM208 27V29H206V28ZM230 27V28H229ZM98 28V29H97ZM155 28V29H154ZM3 29V28H2ZM75 29V30H74ZM89 29V30H88ZM97 29V30H96ZM133 29V30H132ZM135 29V30H134ZM136 29H137V31H136ZM139 29V30H138ZM142 29V30H141ZM153 29V30H152ZM164 29V30H165ZM210 29L212 30L213 29V31L214 32H216L217 33V37H219V38H217V37H215V38H217V40H215V41H213L214 40V37L212 38L211 36V33L209 34V32L208 33H206V32H202V30L204 31H207V30H209L210 31ZM215 29V30H214ZM233 29V30H232ZM88 30V31H87ZM92 30V31H91ZM109 30V31H108ZM147 30V31H146ZM151 30H152V32H151ZM160 30V31H159ZM184 30V31H183ZM94 31H95V33H94ZM103 31H104V33H103ZM139 31V32H138ZM180 31H182V32H184V33H182V35L184 34V35H187V37L186 36H184V37H186L187 39V42H189L188 44L186 43V40H185V38H183V36H181L180 34H179V32ZM76 32V33H75ZM86 32H90V34L89 33H86ZM92 32V33H91ZM154 32H156V33H154ZM165 31H163V33H164ZM94 33V35L92 36L91 34H93ZM108 33V34H107ZM135 33V34H134ZM147 33V34H146ZM151 33V34H150ZM162 33V34H163ZM207 35H206V34ZM86 34V35H85ZM89 34V35H88ZM107 34V35H106ZM144 34H146V35H143ZM201 34V35H200ZM204 34V35H203ZM219 34V35H218ZM151 36V37H154V36ZM193 35V36H192ZM198 35L200 36V37H198ZM208 35H209V37L210 38H207L208 37ZM211 35V36H210ZM49 35H46V37H44L43 39L46 41L49 37H48ZM84 36V37H83ZM86 36V37H85ZM91 36V37H90ZM98 36V37H97ZM111 36V35H110ZM194 36H196V37H194ZM128 37H130V38H128ZM132 37V38H131ZM181 37H182V39H181ZM193 37V38H192ZM205 37L207 38V39H205ZM45 38H47V39H45ZM87 38V39H86ZM94 38V39H93ZM138 38V39H139ZM179 38V39H178ZM33 39V41H36L37 42V44H42V43H44L45 41L42 39V38H40V39H42V40H39V42H38V39H35V38H32ZM32 39H22V40H20V39H17L18 41H21V42H25V41H27V40H32ZM192 39H196L195 41H193ZM25 40V41H24ZM154 40H156V39H153V41ZM161 40V41H162ZM185 40V41H184ZM198 40H199V42H198ZM204 40V41H203ZM219 40V41H218ZM44 41V42H43ZM157 42L158 41H160L159 39L158 40H156ZM161 41H160V43H161ZM164 41H162V44L163 43H166V42H164ZM157 42H155L154 41V43H157ZM198 42V43H197ZM83 43V44H82ZM153 42H150V43H147V44H149V45H153L154 44ZM146 43L144 44V45H147ZM82 45H84V46H82ZM139 45H141V46H144L143 45V43L142 44H139ZM149 45H147V46H149ZM78 46V47H77ZM140 46V47H141ZM78 48V49H75V48ZM145 47V46H144ZM75 50L77 51V52H75ZM210 50V51H209ZM44 51V50H43ZM205 51V52H204ZM45 53H47V52H49V53H47V54H49V56L51 57V56H53L54 54H55V52H52V51H44ZM52 52V53H51ZM257 53V54H256ZM187 58V59H186ZM193 58V59H192ZM190 59V60H189ZM185 62V64H184V62ZM244 62V63H243ZM184 65H183V64ZM35 64L37 65V66H35ZM43 64V65H42ZM45 64H46V62L45 61H40V62H36V63H34L32 66H31V68H32V70L34 71V69L35 70H38L39 69V67L40 68H42L43 66H45ZM193 64V66H191ZM183 65V66H182ZM202 66V67H201ZM38 69H37V68ZM199 67V68H198ZM196 68V69H195ZM201 68H203V69H201ZM27 69H29V68H26V69H23L22 71L21 70H15L16 72H14V71H12V72H14V73H9V74H11V75H9V74H3L4 76H2V74L0 75V79H2V77H4V79H2V80H0V82L1 81H3V80H5L4 81V83H0V84H6L5 82L7 81V82H9L10 80H12V79H10V78H14L17 74L16 73H18V74H22L21 72H24L25 73V71H27ZM200 71H199V70ZM30 71H32L31 69H29ZM28 70V71H29ZM192 70V69H191ZM19 71V72H18ZM27 71V72H28ZM201 72H203V73H201ZM217 72V73H216ZM214 73H216V74H214ZM221 73H223V75L221 74ZM225 73V74H224ZM13 74H16L15 76H13ZM201 74V75H200ZM217 74H218V76H217ZM200 75V76H199ZM203 75H204V77H203ZM10 76H13V77H10ZM82 76V77H81ZM196 76V77H197ZM223 76V77H222ZM226 76V77H225ZM6 77H7V79H6ZM10 77V78H9ZM73 77V76H72ZM83 77H85V76H83V75H77V77H76V75H75V77H73V78H71V77H69V78H65L66 80H64V79H62V78H60V79H62V80H60V79H55L56 81L54 82V79H52L53 80V82L51 81V80H49V81H47V85H46V83H43V84H45V85H43V86H46L47 88L50 86V87H52V86H54V85H56L57 83H61L62 81H64V82H70V83H72V81H73V83H75L74 85H73V83H72V87L73 88H75L76 87V83L78 84V82L79 83H81V80L83 79ZM221 77V78H220ZM76 78V79H75ZM77 78H79L80 80H78ZM82 78V79H81ZM205 80H204V79ZM212 78H213V80H214V82H213V80H212ZM70 79V80H69ZM59 80V81H58ZM76 80H78V81H76ZM212 80V81H211ZM262 80V81H261ZM215 81H216V83H215ZM50 82V83H49ZM208 82V83H207ZM51 84V85H49V84ZM215 83V84H214ZM42 85H37L36 87L34 86V87H32V88H30V90H28V88H26L25 90H28L27 92L25 91L23 94H22V91L21 92H19V94H17V95H19V97H16V96H14V97H12L11 98V100H10V98H8L10 101H7V102H4L5 100H2L1 102L2 103H4V104H0V107H3L4 105H8L7 103H9V104H11V103H14V102H17V101H21L22 99H28V98H32L34 95H35V93L37 92V91H39L40 93H41V91L43 90V89H45L46 87H44V88H41V86ZM84 85V84H83ZM193 85H196V86H198L197 85V83H193ZM42 86V87H43ZM78 86H82V85H80V84H78ZM211 86V87H210ZM49 87V88H50ZM71 87V88H72ZM83 87H85V88H83ZM82 88L83 89H85V90H83L82 88H80V87H78V89H76V90H74V89H72L73 90V92L75 93L77 90V92H79V93H77L73 98H75L76 96H79V97H81V96H84V98H85V102H87L88 101V98L91 96H89V97H87V95H89V93H93L92 91H91V89L88 87V85H84ZM34 88V89H33ZM40 88V90H38ZM77 88V87H76ZM86 88H88V90H86ZM210 88V89H209ZM83 91H82V90ZM82 91V92H80V91ZM24 91V90H23ZM36 91V92H35ZM85 91H87V92H85ZM39 92H37V94L35 95V96H37V95H40L39 94ZM34 93V94H33ZM80 93H83V95H81ZM86 93H88V94H86ZM22 94V95H21ZM27 95V96H25V95ZM30 94V95H29ZM79 94V95H78ZM84 94H86V95H84ZM193 94V95H192ZM200 94H201V96H200ZM209 94V95H208ZM215 94V95H214ZM29 95V96H28ZM74 95V94H73ZM192 95V96H191ZM199 95V96H198ZM34 96V97H35ZM209 96H211V97H209ZM180 97H181V99H180ZM207 97H208V99H207ZM13 98H14V101H13ZM15 98H17V99H15ZM55 99H58L57 100V103L55 102L56 100L54 99L53 100V97L51 98V104H50V101L48 102L49 103V110H48V113H50L51 115L52 114H57L56 116L54 115H52V118L54 117H57V120H55V119H53L55 122H56V124L57 123H59L60 121V123H59V125L60 124H66V123H71V119H76V114H75V112L77 113V115L79 114L76 110H75V108L74 107H76V106H78L76 109H78L79 108V106L80 105H82V104H85V103H83V101H84V99H83V97H81L82 99H80L79 98V100H81L80 101V103H79V100H78V102H76V100H77V97L73 100V101H75V103H77V104H74V102L72 101V102H69V100H68V98H66V100L67 101H64L63 102V100H65L63 97H57V96H55L54 97ZM185 98V99H184ZM202 98V99H201ZM60 99V100H59ZM176 99V100H175ZM206 99V100H205ZM17 100V101H16ZM62 100V101H61ZM52 101L55 103V105L54 104H52ZM61 101V102H60ZM175 102V104H174V102ZM178 101V102H177ZM193 101V102H192ZM196 101V102H195ZM61 104H59V103ZM67 102H69L68 103V106L70 105L71 106V104H72V106L71 107H73V105H74V107H73V109L71 108V109H69L68 111L66 110V108H70V106L69 107H66L65 105V103H67ZM208 102H209V104H208ZM62 103H63V105H62ZM78 103H79V105H78ZM82 103V104H81ZM176 103H178V104H176ZM181 103V104H180ZM184 103V104H183ZM56 104H58V106L56 105ZM76 105V106H75ZM51 106V107H50ZM60 106V107H59ZM58 107V109H56ZM61 107H63V108H61ZM53 108V109H52ZM59 108H61V110L59 109ZM50 109L51 110H54V109H56V113H55V111L52 113L51 111H50ZM63 110V111H62ZM73 111V112H71V111ZM74 110H75V112H74ZM50 111V112H49ZM58 111V112H57ZM70 111V112H69ZM62 112V113H61ZM64 112H66V113H64ZM68 112V113H67ZM47 113V115L50 117L51 115L50 114H48ZM59 113V114H58ZM64 113V114H63ZM70 113V114H69ZM74 113V114H73ZM93 114L92 115H97V112L95 111V112H92ZM236 113V114H235ZM72 114V115H71ZM195 114V117L194 118H192L193 117V115ZM63 117H62V116ZM64 116H65V118H64ZM72 116V117H71ZM76 116V117H75ZM196 116H198L197 118H196ZM232 116V117H231ZM62 118V119H61ZM220 118V119H219ZM255 118H257V119H255ZM262 118V119H261ZM65 119H66V121H65ZM253 119H255V120H253ZM52 120V119H51ZM69 120V121H68ZM195 120H198V121H195ZM225 120V121H224ZM260 120V121H259ZM63 121V122H62ZM68 121V122H67ZM191 121H192V123H195L194 125H192V126H188L190 123H191ZM194 121V122H193ZM47 122V121H46ZM46 122H44V123H42V122H40L39 124H37L38 125V127H37V125H35L33 128H35L36 127V129L37 128H41V126H42V128L43 127H46L47 125H48V123L49 122H47V124H45ZM73 122V121H72ZM163 122H165V123H167V120H165V121H155V122H152L151 124H155V126H153V125H148L147 127H146V129L144 130V131H142V132H140V134H141V137H142V135H143V137L145 138H139L138 136H139V133L137 134V135H135V136H137L141 141H142V139H143V141L142 142H144V140H146V139H148V138H151V137H153V136H155L156 134H158V133H160L161 132V129H163L162 127L164 126V124L165 123H163ZM197 122H199V123H197ZM160 123H163V124H160ZM201 123V124H200ZM206 123H207V126H206ZM216 123V124H215ZM50 124H52V123H50ZM55 124V123H54ZM205 124V125H204ZM212 124V125H211ZM45 125V126H44ZM132 125L134 126V124L132 123ZM130 126V127H133V126ZM197 125V126H196ZM216 125V126H215ZM235 126V128L237 129H234L233 127ZM236 125H237V127H236ZM216 128H215V127ZM28 127V126H27ZM152 127V128H151ZM161 129H160V128ZM228 127V128H227ZM233 128V129H231V128ZM148 128V129H147ZM219 128V129H218ZM225 128V129H224ZM227 128V129H226ZM124 129V130H123ZM121 128V130H118V132L116 133L117 134V138H115L116 137V135L113 137V136H111V138L113 139L114 138V140H112L110 137H104V138H100L99 139V137L97 136L96 137V135L95 134H92V136H90V137H94V138H90V141H86V140H81L79 137H76V136H74V138L76 137V139L78 138V140L80 139V144L77 142L78 140H75V139H73V137H71V138H67L68 140H66V144L64 143L65 142V140H63V142L61 143V142H58L56 145H57V148L60 150V151H63V152H65L66 154H67V152H68V154L66 155L65 153H64V156L65 157H67V160L66 161H68V162H70L71 161V165H70V163H69V165L68 166H66V165H64L63 164V166H62V164L60 165V164H58V163H56V165H52V166H50V169L53 171V169H55L54 171V173L56 174H54L53 172H52V174L53 175H51V173H50V175L51 176H49L45 181L46 182H48V179L49 178H51V180H56V178L58 179V178H60V177H69L70 175H72V177L75 175V174H81V175H83L86 171H87V173H86V175L85 176H88V178L90 179L91 177H90V175H91V172H92V179H95V177H98V175L99 174H97L96 173V171H98V169L101 167V166H103V165H105V163L107 164V163H113L114 162V160L112 159V158H109L110 157V155L108 156V152H105V157H104V153L103 152H101L100 150L102 149V148H105V147H109V148H107V151H109V149H111L110 148V145H111V143L109 144V142L112 140L113 141V143L115 144V142L119 139L120 140V142H119V140L117 141L119 144H117V142H116V145L117 146H119V145H122L123 143H124V141H125V139H126V142H127V140L130 142V144L129 143H126L125 142V145L128 147V148H131V147H133L132 146V143H136V142H139V139L137 138L136 140H134V141H132V138L133 139H135V136L133 135V137L132 136H130L129 134H127L126 135V133L128 132V130L129 129H126V128ZM150 129H152V130H150ZM175 129H176V131H175ZM195 130V131H194ZM206 130V131H205ZM211 130V131H210ZM218 130V131H217ZM151 131V132H150ZM174 131V132H173ZM202 131V132H201ZM217 131V132H216ZM220 131V132H219ZM222 131H223V133H222ZM234 131V132H233ZM149 132H150V134H149ZM153 132V133H152ZM170 132V131H169ZM205 132V133H204ZM119 133H121V134H119ZM193 133V134H192ZM202 133V134H201ZM119 134V135H118ZM125 134V135H124ZM201 134V135H200ZM94 135V136H93ZM121 135V136H120ZM124 135V136H123ZM128 135L131 137H128ZM199 135V136H198ZM206 135V136H205ZM208 135V136H207ZM213 137H212V136ZM123 136V137H122ZM149 136V137H148ZM177 136V137H176ZM209 136H211V137H209ZM125 137V138H124ZM128 137V138H127ZM172 137V138H171ZM207 139H206V138ZM209 137V138H208ZM214 137H215V139H214ZM219 137V138H218ZM98 138V139H97ZM106 138V139H105ZM122 138V139H121ZM177 138V139H176ZM24 141H26V140H28L27 138H22ZM73 140L74 142H72L71 140ZM96 139V140H95ZM103 139V140H102ZM109 141H108V140ZM211 141H210V140ZM23 140H21V139H19V140H16V141H14V142H10V143H8V146H7V144H4L2 147H0V149H2V148H6V147H9L10 146V144L12 145V146H20L21 145V143L23 142ZM71 142H70V141ZM99 140V141H98ZM116 140V141H115ZM123 140V142H121ZM177 140V141H176ZM207 140V141H206ZM84 141V142H83ZM85 141H86V143H85ZM95 141V142H94ZM105 141H107V142H105ZM111 141V142H112ZM115 141V142H114ZM131 141H132V143H131ZM140 141V142H141ZM220 141H221V143H220ZM15 142H18V143H16V145H15ZM68 142H70V143H68ZM75 142H77L76 144H75ZM93 142V143H92ZM102 144H101V143ZM207 142V143H206ZM214 142V143H213ZM60 143V144H59ZM84 143V144H83ZM92 143V144H91ZM97 143V144H96ZM121 143V144H120ZM220 143V144H219ZM63 144V145H62ZM79 144V145H78ZM86 144V145H85ZM88 144V145H87ZM96 144V145H95ZM109 144V145H108ZM112 145L111 147H113L112 149H114L115 147H116V145ZM129 146H128V145ZM190 144H192V143H190ZM214 144V145H213ZM59 145H61V146H59ZM69 145H71L72 147H73V150H67V149H69V148H71V146H69ZM107 145V146H106ZM212 147H211V146ZM1 146V145H0ZM5 146V147H4ZM12 146H10V147H12ZM66 146V147H65ZM69 146V147H68ZM82 146V147H81ZM90 146H91V148H90ZM94 146V147H93ZM104 146V147H103ZM190 146V145H189ZM61 149H60V148ZM78 148V149H76V148ZM144 147L146 148H143V149H141V151L142 152H145L149 147L147 146V145H144ZM197 147V148H198ZM209 147V148H208ZM211 147V148H210ZM64 149H66V151H64ZM83 149V150H82ZM90 149V150H89ZM96 149H98V150H96ZM256 149V150H255ZM263 149V150H262ZM58 150V151H59ZM76 150H78V151H76ZM81 150V151H80ZM85 150V151H84ZM204 150H206V151H204ZM212 150V151H211ZM254 150V151H253ZM77 153H83V154H78V155H80V157L77 155V154H74L75 152ZM88 151H90V152H88ZM94 151H96V152H94ZM99 151H100V153H99ZM141 151H137V152H134V153H136V155H138L137 153H142ZM201 151H202V153H201ZM209 151H211V153L209 152ZM216 153H215V152ZM252 151V152H251ZM259 151L261 152L260 154H259ZM87 152V153H86ZM92 152V153H91ZM147 152V151H146ZM249 152V153H248ZM251 152V153H250ZM256 152V155L254 154V153ZM71 155H70V154ZM84 153H86V156H85V154ZM89 153V154H88ZM94 153V154H93ZM205 153H207L206 155H204L203 156V154H205ZM210 153V154H209ZM72 154H74L73 155V158H72ZM91 154V155H90ZM202 154V155H201ZM253 154H254V156H253ZM259 154V155H258ZM263 154V155H262ZM56 155V154H55ZM68 155L69 156H71V157H68ZM133 155H135V154H133ZM208 155V156H207ZM252 155V158H249L250 156ZM262 157H261V156ZM77 156V157H76ZM95 156H96V158H95ZM97 156H99V157H97ZM200 156V157H199ZM209 156H210V158H209ZM246 156H248V157H246ZM259 157V158H257V157ZM53 157H55L54 155L52 156V157H48L49 159H52ZM77 159H76V158ZM101 157H102V160H101ZM104 157V158H103ZM118 157V156H117ZM116 157V158H117ZM191 157V158H190ZM203 157V158H202ZM212 157V158H211ZM254 157H256V158H254ZM34 158H37V157H32V159L30 158V161L29 160H27L28 162L26 163V164H30L31 165V163H32V161H36V162H34V163H32V165H35L37 162H42L43 164H45L46 163V161H48L49 159L47 158H37L36 160L34 159ZM69 158V159H68ZM83 158V159H82ZM93 158V159H92ZM99 158V159H98ZM107 158H109V159H107ZM190 158V159H189ZM195 158V159H194ZM207 158V159H206ZM225 158V159H224ZM249 158V159H248ZM41 159V161H39V160ZM54 159V158H53ZM52 159V160H53ZM72 159L74 160V161H72ZM96 159V160H95ZM193 159H194V164L192 163V161H193ZM251 159V160H250ZM255 159V160H254ZM32 160V161H31ZM46 160V161H45ZM88 160V161H87ZM100 160V161H99ZM108 160H110V161H108ZM185 160H183V161H185ZM216 160V161H215ZM254 160V161H253ZM257 160V161H256ZM260 160V161H259ZM79 161V163H77ZM92 161L94 162L93 164H92ZM105 162V163H103V162ZM107 161V162H106ZM182 161V162H183ZM231 163H230V162ZM251 161H252V163H251ZM31 162V163H30ZM81 162V163H80ZM87 162V163H86ZM98 162H99V164H98ZM186 162H183V164H186ZM211 162V163H210ZM260 162V163H259ZM38 164V165H43V164ZM73 163V164H72ZM101 163V164H100ZM187 163V167H188V164ZM26 164H23V165H26ZM57 164H58V166H57ZM95 164H98V165H95ZM197 164V165H196ZM86 165V166H85ZM88 165V166H87ZM95 165V168H97V169H95L93 166ZM61 166V167H60ZM70 166H73V167H71V169L69 168ZM74 166H76V167H74ZM84 167V168H83ZM190 167V166H189ZM16 168H19V167H16ZM58 168H60V169H58ZM62 168H63V171H62ZM66 168V169H65ZM69 168V169H68ZM74 168H76L77 170H75ZM94 168V169H93ZM192 168H189L188 170H187V168H186V170L185 171H182L181 173L182 174H184V175H182L181 174V176H183V178L181 179V177L179 178L178 177V175L180 176V174H174L175 175V177L172 175V176H170V177H163V178H161L164 182H169V181H182V182H184L183 180H184V178L187 180L188 179V182H190L189 180H192V175H191V172L193 171V169ZM229 168H231V170L229 169ZM233 168H234V170H233ZM251 168V169H250ZM65 169V170H64ZM79 169V170H78ZM82 169V170H81ZM85 169H86V171H85ZM91 169H93V170H91ZM196 169H194V170H196ZM259 169V170H258ZM91 170V171H90ZM254 170V171H253ZM7 170H5L4 171V169L2 170L1 169V171H0V174L2 173V176H3V173H4V175L6 176V174H8L7 172H6ZM67 171V172H66ZM82 171V172H81ZM84 171V172H83ZM226 171H227V169H226ZM234 171V172H233ZM257 171V172H256ZM263 172V173H260V174H258V172ZM9 172V171H8ZM78 172V173H77ZM88 172H90V173H88ZM95 174H94V173ZM186 172V173H185ZM229 172H228V174H229ZM57 173H58V175H57ZM60 173H61V176H60ZM63 173V174H62ZM178 173H180V172H178ZM188 173V174H187ZM241 173V174H240ZM79 174V175H80ZM87 174H90V175H87ZM94 174V175H93ZM185 174H187L189 177L191 176V178H188V176L186 175L185 176ZM212 175H213V173H211ZM96 175V176H95ZM177 175V176H176ZM208 175H210V174H208ZM55 177V178H53L52 179V177ZM185 176V177H184ZM260 176V177H259ZM263 176V177H262ZM4 177V176H3ZM45 177L46 176H43L42 178H43V181H44V179H45ZM71 177V176H70ZM179 178V180H177L178 178ZM159 177H158V179L157 180H154V181H156V182H158V183H162L163 181L160 179ZM165 178V179H164ZM169 178V179H168ZM172 178V179H171ZM174 178V179H173ZM256 178V179H255ZM40 179V178H39ZM171 179V180H170ZM181 179V180H180ZM216 179V178H215ZM41 180V179H40ZM50 181V180H49ZM152 180H150L149 181V183H147V182H145L146 184H144V186L142 185L141 187H142V189H144L146 186H151V185H153V184H155V183H153L154 181H152ZM159 181H162V182H159ZM250 181V182H251ZM45 182V183H46ZM185 182H187V181H185ZM218 182V181H217ZM217 182H214L215 183V187L217 186H222V185H217ZM263 182V183H262ZM151 183H153V184H151ZM220 183V182H219ZM147 184H150V185H147ZM262 186H261V185ZM146 185V186H145ZM141 187H138V188H141ZM148 187H146V188H148ZM262 187V188H261ZM35 188V187H34ZM34 188H32V189H29V192H24L23 194H21V195H19V196H17V202H16V204H19V206H17L15 203H13V204H10V206L9 205H7V206H5V208L6 207H11V208H6V210L8 211V212H15V211H18L23 205H24V203H26L29 199H30V197L31 198H33L32 197V194H33V196H35V194H34V192H36V189H40L41 187L40 186H38V188L36 187L35 189ZM135 190L136 188L135 187H131V188H129L128 190L127 189H125V190H122V192H128V193H130L131 192V190ZM256 189V190H255ZM258 189V190H257ZM33 191V192H31V191ZM53 190H55V188L53 189V188H51V191H53ZM127 190V191H126ZM260 190V191H259ZM44 192H46V191H44ZM29 193V194H28ZM248 194V195H249ZM260 194V195H259ZM263 194V195H262ZM25 195V197H24V199H25V202L24 201H22L20 198H22L23 196ZM250 195V196H251ZM254 195V196H253ZM21 196V197H20ZM18 197H20V198H18ZM254 197V198H253ZM29 198V199H28ZM249 198H251V197H249ZM19 199H20V201H19ZM23 199V198H22ZM23 199V200H24ZM19 201V202H18ZM248 201V202H246V203H244V204H241V206L239 207L240 209H235V210H230V209H228L227 211H225V213H228V214H233L234 216H246L247 214H249V213H252V212H254V210L255 211H257L258 210V208H259V210H260V207L261 206H258V205H262V206H264V204H261V203H259L260 201H262V199L260 200V199H255L254 201ZM258 201V202H257ZM263 201H264V199H263ZM263 201H262V203H263ZM254 202V203H253ZM256 202H257V204H256ZM23 204V205H22ZM246 204V205H245ZM13 205V206H12ZM22 205V206H21ZM247 206L246 208H245V206ZM249 205V206H248ZM15 206V207H14ZM254 206H256V209H255V207L253 208ZM13 208V209H12ZM16 208H18V209H16ZM244 208V209H243ZM2 209H4V207L3 208H1V210ZM13 211H12V210ZM0 210V211H1ZM5 210V209H4ZM4 210H2L1 211V213H4V212H7V211H4ZM216 210V209H215ZM118 212H121V210H115V212L114 213H118ZM234 212V213H233ZM237 213V214H236ZM230 218V219H229ZM236 218V217H235ZM235 218H231V217H228V216H225V217H223L222 218V220L221 221H223V222H221L220 221V223H221V225L219 226V227H221V228H228V226L229 227H231V226H233L234 225V221H235ZM177 219V218H176ZM227 219L229 220V221H227ZM227 222H226V221ZM231 220V221H230ZM225 221V222H224ZM229 222V223H228ZM225 223H226V225H225ZM116 224V223H115ZM119 224V225H118ZM120 224L122 225L123 223L122 222H117V225H118V228L116 229V227H115V229L117 230H113L112 231V229L109 231V232H107V235L110 233V235H105V232L106 231H102V232H100L99 234H102L103 232V234L102 235H105L104 237L102 236L101 237V235H98L99 237L97 238V235H96V240L97 239H100L101 241H97L96 242V240H95V242H94V244L93 245H95L97 248L99 247L101 250H99V248L97 249V250H95L96 249V247L95 246H91V251H90V253L89 252H87V253H89V256L87 255V253L86 252H84V253H82V254H85L86 253V255L87 256H85V259L84 258H80L79 259V257H80V255H77V257L76 256H74L75 257V259L77 258V259H79V260H81V261H77V259H76V261L77 262H75V260L72 258H68V256H64L65 257V259L64 258H62V257H56L55 259L56 260H54V261H52V262H54V264L56 263V264H60V263H58V261H61L62 262V259H63V262H62V264H65V261H66V263L68 264L69 262L71 263V264H73V262L75 263V264H77V263H80V264H83V263H86L87 264V262H88V259H89V261H91L92 259L91 258H93L94 259V261H95V259H97L96 261H99L98 259H100V260H105V261H107V262H102V261H99V264H109V261L108 260H110V258H112L113 256L114 257H116L115 255H117L118 256V258H119V260L117 259V257H116V259H117V261L118 262H116V264L117 263H119V264H121L120 262H121V260H122V264H139L140 262H142V263H140V264H147L149 261V264H171V262H172V264H200V261H202L203 259L201 258V257H199L198 255V257L195 255L194 256V258H193V260H192V258H191V256L193 257V254H191V256H189L188 257V254L187 253H190V252H168V251H171L170 250V245L173 247V246H175V244H176V246H180V245H183L185 242L186 243H189V242H191V240H192V238H195V237H199V235H201L200 233H198V232H196V234H194L192 231H190V230H187V229H182L181 227L182 226H179V228H180V230H182V232H180V236H174V237H162L160 234V236L158 235V234H156V232H155V234H154V232H153V234H152V236H153V238H152V236H147V237H140L139 238V234L137 233V232H129V233H127V230H126V234H124L123 232V230L122 229H124V227H125V225H122V229H121V226H120ZM179 224V221L177 222H174L173 223V225H178ZM249 224V222H247L246 223V225H248ZM117 225H115V226H117ZM119 226H120V228H119ZM157 227H159L160 228V225H158ZM165 228L167 227H169V226H164ZM172 226L170 225V228H171ZM206 227H207V225H206ZM162 228V227H161ZM161 228L160 229H158L159 231H161ZM178 228V229H179ZM119 229H121L123 232L121 233V230L119 231ZM125 229H127L126 227H125ZM124 229V230H125ZM162 229H164V228H162ZM157 230V231H158ZM179 230V231H180ZM84 231V232H83ZM81 233H80V235H78V232L76 233L77 235H74V237H76V238H74L73 237V235L72 236H70V237H68V238H66L65 239V241H63V242H66L65 244H66V246L65 247H67L68 246V244L70 245L69 246V248L70 247H72L73 245L72 244H74V243H76L77 242V244H79L78 243V241H81L80 239H82V241H83V238H84V241L83 242H87V240H86V238L89 236V234H83L82 235V233H86L85 231H87L88 232V230H83ZM115 231H116V233H118V231L120 232V234H124V238L125 239H123V235H117V237H115V239H117V240H114V241H111L112 239H111V237H109V236H113V235H111V234H114L115 233ZM154 231H156V230H154ZM158 231V232H159ZM188 233H186V232ZM188 231H190V232H188ZM235 231H238V229H236ZM157 232V233H158ZM135 233V236L137 237V239L136 238H134V234ZM137 233V234H136ZM160 233V232H159ZM185 233L187 234V235H185ZM197 233H198V235H197ZM128 234V235H127ZM131 234V235H130ZM204 234V233H203ZM85 235V236H84ZM138 235V236H137ZM155 235V236H154ZM184 235V236H183ZM27 236V235H26ZM26 236H22L21 234L20 235H18V236H16L17 238H19V239H17L16 240V244L15 245H13V247H15V248H18V247H22V245H24V244H27L28 243V241H29V236H27V238H25ZM80 236H82V237H80ZM87 236V237H86ZM107 236V237H106ZM119 236H121L120 238L121 239H123V240H121V239H119L118 237ZM128 236V238H126ZM133 236V237H132ZM183 236V237H182ZM190 236V237H189ZM218 236V235H217ZM20 237H21V239H20ZM71 237H73L74 239H75V242H74V240H73V238H71ZM108 237H109V239H108ZM149 237V239H147ZM189 237V238H188ZM22 238H24V239H22ZM131 238V239H130ZM134 238V239H133ZM150 238L151 239H154V240H157L156 242L158 243V244H160L159 242H160V240L163 242V244H162V242H161V244L163 245V247L164 248H166V244H167V248L165 249V250H163V251H161V252H155V254L157 255H155L154 254V252H140L139 250H135V249H138V245H139V243L140 242H142V241H146V240H150ZM191 238V240H189ZM204 238H206L207 240L210 238V240H209V242L211 241H213L214 239V241H215V243L217 244H213L212 246H210V248H209V250L211 251H209V252H206V254H204L205 255V257H206V259H205V261H207V262H205L204 261V264L205 263H207V264H240V262L241 261H245L243 264H255L259 259H257V255L259 254V253H261L260 251H263L264 249H257V248H253V246L251 247H249V246H243V247H247V249H248V247H249V253L248 252H242V253H240V252H230V251H225L224 249L225 248H230L228 245H226V244H229L230 242H233V240H234V242H236L235 241V239H232L233 237H231V236H225L224 238H223V236H220V237H216V236H213V237H204ZM69 239H71V241L73 242H70V240ZM111 239V240H110ZM114 239V238H113ZM129 239V240H128ZM159 239V240H158ZM173 239V240H172ZM189 241H188V240ZM230 239V240H229ZM67 240H69V241H67ZM86 240V241H85ZM90 240V238L88 239V241ZM108 240V241H107ZM131 240H133V241H135V242H133V241H131ZM167 240V241H166ZM170 240V241H169ZM181 240L184 242V243H182L181 242ZM187 240V241H186ZM216 240H217V242H216ZM222 240H224V241H222ZM228 240H229V242H228ZM232 240V241H231ZM4 241V239H0V242H3ZM21 241H22V243H21ZM102 241H105V243H104V246L106 247V248H108V247H110L109 246V244H111V245H113V246H111V247H113V249H111V250H108V249H110V248H108V249H106L105 247H102ZM107 241V242H106ZM110 241V243L108 244V242ZM121 241V242H120ZM125 241V243L124 244H122L123 242ZM127 241V242H126ZM131 241V242H130ZM139 241V242H138ZM164 241L166 242V243H164ZM180 241V242H179ZM213 241V242H214ZM227 241V242H226ZM90 242V241H89ZM99 242H101L100 244H99V246H98V243ZM114 242V243H113ZM171 242V243H170ZM179 242V243H178ZM212 242V243H213ZM245 242H247L248 244H250L248 241H245ZM245 242H243V243H245ZM71 243V244H70ZM108 245H107V244ZM117 243H119V244H117ZM178 243V244H177ZM239 243H240V241H239ZM243 243H241L240 245L242 246L243 245ZM247 243H245V244H247ZM20 244V245H19ZM108 246H106V245ZM115 244L117 245L116 246V248H115ZM121 244V245H120ZM127 244V245H126ZM136 244V245H135ZM169 244V245H168ZM234 244H236V245H238L239 247H241L238 243H234ZM234 244H231V246L232 245H234ZM72 245V246H71ZM223 245H226L225 247L223 246ZM137 247V248H135V247ZM213 246H214V249H215V251H214V249H213ZM219 246H223L222 248H220ZM55 247H56V245H55ZM212 247V248H211ZM219 247V248H218ZM7 248V247H6ZM6 248H2L3 250H1L0 249V256L2 255V253L4 254V251L6 250ZM52 248H54V246H52L51 247V249ZM95 248V249H94ZM115 248V249H114ZM128 248V249H127ZM217 248V249H216ZM5 249V250H4ZM19 249V248H18ZM51 249H47L48 251L49 250H51ZM169 249V250H168ZM213 250V252H212V250ZM252 249V250H251ZM46 250V249H45ZM99 250V251H98ZM106 250V251H105ZM110 251V252H108V251ZM128 250V251H127ZM129 250H131L130 252H129ZM167 250V251H166ZM218 250V251H217ZM92 251H93V254H92ZM94 251H96V253H95V255H94ZM98 251V252H97ZM101 251V252H100ZM103 251H105V252H103ZM112 251V252H111ZM123 253V254H121V252ZM223 251H225V252H223ZM250 251H252V252H250ZM227 252V253H226ZM228 252H230L231 253V255H233V256H231L230 255V253H228ZM100 253V254H99ZM106 253V254H105ZM120 253V254H119ZM127 253H128V255H129V253H130V255H129V257H128V255H127ZM138 253V254H137ZM146 253V254H145ZM177 253V254H176ZM181 253H183L184 255L186 254L187 255V257L189 258H186L183 254H181ZM194 253V252H193ZM203 252H201V254H202ZM205 253V252H204ZM40 254V253H39ZM39 254H38V252L35 254L36 255V259L37 260H34V255H28V256H25V254H23L21 257L23 258V260H20V259H22L21 257H20V259L18 258V260H16L15 262H19L18 264H33V263H35V261H37V263H35V264H39V260H40V262H41V264H47V263H49V264H51L52 262H43L40 258H38L39 257ZM81 254V255H82ZM105 254V255H104ZM152 254L154 255L153 257H152ZM164 254V255H163ZM173 254V255H172ZM174 254H176V255H174ZM227 254L229 255V256H227ZM238 254V255H237ZM240 254H241V256H240ZM244 254V255H243ZM90 255H92V256H90ZM94 255V256H93ZM135 255V256H134ZM139 255V256H138ZM150 255V256H149ZM161 255V256H160ZM178 255V256H177ZM190 255V254H189ZM235 255V256H234ZM237 255V256H236ZM31 256H33V257H31ZM38 256V257H37ZM83 257H84V255H82ZM123 256V257H122ZM136 256H138V257H136ZM155 256H156V258H155ZM168 256H170V257H168ZM176 256V257H175ZM179 256H183V259L182 258H180ZM210 256H213V259L210 257ZM217 256H218V258H217ZM222 256H225V257H223L222 258ZM252 256V257H251ZM87 257V258H86ZM113 257V259H112V262H111V260H110V263L112 264H114L115 263V261H116V259ZM134 257V258H133ZM143 258V260H142V258ZM147 257H149V258H147ZM162 257V258H161ZM185 257V258H184ZM196 257H197V259H196ZM207 257H209V258H207ZM220 257V258H219ZM228 257H230V258H228ZM237 257V258H236ZM32 258V259H31ZM58 258V259H57ZM102 258V259H101ZM106 258V259H105ZM125 258V259H124ZM138 258V259H137ZM147 258V261L145 260ZM152 258H153V260H157V261H159V262H157L156 261V263H155V261L153 262V260H152ZM177 258H179V259H177ZM191 258V259H190ZM202 259V260H199V259ZM222 258V259H221ZM6 259V258H5ZM27 259V260H26ZM39 259V260H38ZM114 259H115V261H114ZM133 259H135L134 261H133ZM167 259V260H166ZM210 259V260H209ZM217 259V260H216ZM219 259H221V260H219ZM231 259V260H230ZM4 260V259H3ZM26 260V261H25ZM28 260H34V262L32 261V263H28V262H30V261H28ZM145 260V261H144ZM151 260H152V262H151ZM163 260V261H162ZM176 260V261H175ZM208 260H209V262L210 263H208ZM215 262H214V261ZM226 260H228V261H226ZM236 260V261H235ZM25 263H24V262ZM67 261H69V262H67ZM120 261V262H119ZM192 261V262H191ZM213 261V263H211ZM11 262H13V261H11ZM10 262V264H12ZM15 262H13V264H15ZM101 262V263H100ZM167 262V263H166ZM196 262V263H195ZM199 262V263H198ZM203 262V261H202ZM201 262V264H203ZM218 262V263H217ZM259 262H260V260L258 261V263H256V264H259ZM88 263H90V264H93L94 262H88ZM98 263V262H97ZM97 263H95V264H97ZM7 264V263H6ZM53 264V263H52ZM260 264H264V262H260Z\"/></svg>","mask_w":264,"mask_h":264}]
</instances>
